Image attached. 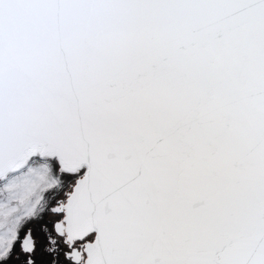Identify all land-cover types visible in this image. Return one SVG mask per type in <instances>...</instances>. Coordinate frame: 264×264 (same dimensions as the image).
<instances>
[{"label":"snow or ice","instance_id":"1","mask_svg":"<svg viewBox=\"0 0 264 264\" xmlns=\"http://www.w3.org/2000/svg\"><path fill=\"white\" fill-rule=\"evenodd\" d=\"M0 264H264V0H0Z\"/></svg>","mask_w":264,"mask_h":264}]
</instances>
